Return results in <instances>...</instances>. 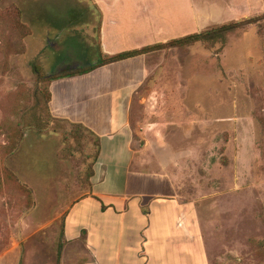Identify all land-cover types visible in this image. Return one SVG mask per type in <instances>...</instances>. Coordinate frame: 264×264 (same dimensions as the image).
I'll return each mask as SVG.
<instances>
[{
	"label": "rangeland",
	"instance_id": "obj_1",
	"mask_svg": "<svg viewBox=\"0 0 264 264\" xmlns=\"http://www.w3.org/2000/svg\"><path fill=\"white\" fill-rule=\"evenodd\" d=\"M188 2L158 7L176 13L166 24L180 36L264 14V0ZM15 6L22 9L21 18ZM74 8L56 0H0V264H56L65 243L62 264H87L76 236L65 242L60 233L64 217L73 225L77 208L101 204L87 199L74 206L91 191L85 172L93 162L95 138L75 123L52 118L47 82L38 78L66 54L81 57L84 65L98 62L97 25ZM26 23L37 49L31 62L27 37L22 39ZM263 41L264 19L213 43L144 54L145 71L129 103L131 173L107 165L96 184L104 203H121L140 186L138 175L146 177L143 189L150 193L142 204L152 212L151 227L166 215L160 208L180 206L191 234L203 244L198 246L205 264H264ZM118 75L119 68L109 70L104 82L110 77L118 82ZM77 83L72 89L81 92L85 84ZM88 94L93 97L94 90ZM139 200L128 203L130 215L140 214ZM142 219L145 225L138 228L125 230L117 220L113 229L125 241L143 240L148 219ZM99 233L104 239L105 231ZM189 244L187 251L167 253L179 257V264H200Z\"/></svg>",
	"mask_w": 264,
	"mask_h": 264
},
{
	"label": "crops",
	"instance_id": "obj_2",
	"mask_svg": "<svg viewBox=\"0 0 264 264\" xmlns=\"http://www.w3.org/2000/svg\"><path fill=\"white\" fill-rule=\"evenodd\" d=\"M56 1L62 6L76 7L73 12L77 15L81 12L84 13L82 18L85 21L94 19L100 36L99 56L138 49L157 42L158 37L180 36L181 34L174 33L172 25L166 24L173 22L172 15L176 13L167 15L166 10H158V7L189 4L188 0ZM26 25L28 26L27 23ZM31 35L30 30V34L24 41L27 49L25 55L29 62L32 61L31 56L37 54V49L34 48V39L29 42ZM55 62L53 71L46 68L48 70L45 72L46 77L70 72H74V74L55 78L49 82L51 99L48 108L50 115L64 123H81L98 135L100 140V153L94 163L91 191L77 200L74 206L87 199H95L101 204L100 206L77 208L78 213L72 218L73 225L68 223L67 216L64 217L60 238L66 242V237L70 239L76 236V242L86 250L87 259L83 261H86L87 264H179V257L167 253V250L171 251L174 248L181 250L184 247L187 251L189 243L196 250V254L194 253L196 260L200 257V264H205L204 249L201 248V253H199L198 246L199 244L202 247L203 244L201 240L198 241V237L191 234L189 224L180 206L174 203L173 206L160 208L159 210L166 215L157 221L154 228L151 227L152 212L142 204L143 199L147 198L150 193L147 189H143L148 182L146 177L138 175L140 186L131 191L129 195H123L121 203H104L102 199L104 193L96 189V184L100 183L105 175L104 167L107 165L121 167L126 175L131 173V166L135 161V150L133 133L128 119L129 103L134 91L141 84L142 74L145 71V67L142 66L144 55L102 65L87 72L79 71L88 69L94 62L84 65L85 62L81 57L74 58L66 54L65 60L55 59ZM65 62L67 65H64ZM114 68H119V81L116 82L110 77L108 82L106 80L104 82L106 73ZM88 78L90 79L88 80ZM77 82L85 84L81 85V89L84 88L81 92H75L72 89L71 85H77ZM87 88L94 90L93 97L88 96L90 89L87 90ZM136 197L140 199L137 201L140 214L133 216L128 213V203ZM111 210L116 212L113 213L115 217L110 214ZM117 213L120 214L118 219ZM126 216H128L127 222H125ZM142 217L148 219V224L142 228V231H146L148 236H145L143 240L136 238L125 241L120 231L117 234L113 229L117 220L120 225H125L121 227H125V230H127L126 227L130 230L131 227L143 226L145 223ZM76 219L79 220V224L75 222ZM76 224L80 225L77 229V231L80 229V236L75 232V228L78 227H75ZM99 229L105 231L104 239H102ZM64 245L62 246L64 247ZM63 247L60 249L56 264H62ZM13 250L12 246L8 252Z\"/></svg>",
	"mask_w": 264,
	"mask_h": 264
},
{
	"label": "trees",
	"instance_id": "obj_3",
	"mask_svg": "<svg viewBox=\"0 0 264 264\" xmlns=\"http://www.w3.org/2000/svg\"><path fill=\"white\" fill-rule=\"evenodd\" d=\"M15 12H16L17 17L21 18V16H22L21 15V9L18 6H15ZM262 19H264V14L254 16V17L245 18V19H242L239 21H230V22L223 23L220 25H215L213 27L203 29L199 32L188 33V34L182 35L180 37L169 39L165 42L160 41L157 43H153L150 45L143 46V47L138 48V49L126 50V51H122V52L112 54V55H101L97 63L93 64L88 69H82L79 72H87L89 70H92V69L99 67V66H102V65L120 62L123 60L134 58L136 56L144 55L146 53L156 51V50H163L166 48H184V47L193 45V44L198 43V42H212L213 43V42L219 40V38L224 37V35L228 32L234 31V30H236L242 26H245V25L257 23ZM23 27L25 28V32L22 36V39H24L25 37H27L30 34V30H29L28 26L23 25ZM262 34L263 33H261L260 35H262ZM263 45H264V43H263ZM70 74H74V72L64 73V74L51 76V77L39 75L38 78L44 79V81L47 82L46 89H45V93H46L45 94L46 95L45 102L47 104V108H48L49 101L51 99L49 82L52 79L60 78V77L70 75ZM73 125L76 127L77 130L82 131L84 133H88V135H91L92 137L95 138L94 144L96 146V151H95V155L93 157V162L88 167V171L85 172V182L90 185L92 183L91 178L94 174V163L97 160V157L100 153V140H99L98 135H96L91 130H89L85 125H83L81 123H75ZM262 249H263V254H264V244H263ZM58 258H59V251H58Z\"/></svg>",
	"mask_w": 264,
	"mask_h": 264
}]
</instances>
